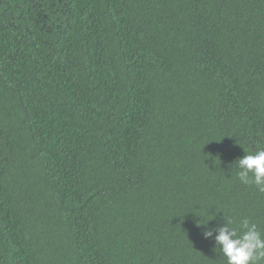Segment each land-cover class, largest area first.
I'll list each match as a JSON object with an SVG mask.
<instances>
[{"label": "trees", "instance_id": "trees-1", "mask_svg": "<svg viewBox=\"0 0 264 264\" xmlns=\"http://www.w3.org/2000/svg\"><path fill=\"white\" fill-rule=\"evenodd\" d=\"M259 148L264 0H0V264H226Z\"/></svg>", "mask_w": 264, "mask_h": 264}, {"label": "clouds", "instance_id": "clouds-1", "mask_svg": "<svg viewBox=\"0 0 264 264\" xmlns=\"http://www.w3.org/2000/svg\"><path fill=\"white\" fill-rule=\"evenodd\" d=\"M234 161L237 162L240 182L255 185L264 192V148L249 153L244 151V155ZM208 221L206 225L198 226L205 229L202 238L214 239V251L219 247L226 264H259V261L264 260V234L255 223L244 218L238 228H231L229 222H225L223 226L213 229L208 226Z\"/></svg>", "mask_w": 264, "mask_h": 264}]
</instances>
